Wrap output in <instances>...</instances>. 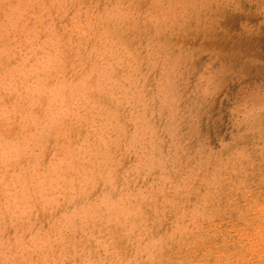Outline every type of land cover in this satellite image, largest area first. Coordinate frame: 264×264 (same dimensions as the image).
<instances>
[{"label":"rangeland","instance_id":"rangeland-1","mask_svg":"<svg viewBox=\"0 0 264 264\" xmlns=\"http://www.w3.org/2000/svg\"><path fill=\"white\" fill-rule=\"evenodd\" d=\"M184 3L0 0V264H264V1Z\"/></svg>","mask_w":264,"mask_h":264},{"label":"bare ground","instance_id":"bare-ground-1","mask_svg":"<svg viewBox=\"0 0 264 264\" xmlns=\"http://www.w3.org/2000/svg\"><path fill=\"white\" fill-rule=\"evenodd\" d=\"M165 1V0H164ZM188 1V3H184L185 4V6L188 4V8H189V11H186L187 12V15H181L179 18H178V16H177V14H171V18H167L166 20H163V18L161 19V18H159V20L160 21H156V25H160V24H163L164 25V28H166V29H169V24L170 23H172V24H176V23H180V30H184V31H186V32H188V31H190V29L189 28H191V24H193V23H195V25H196V23H198L197 21H196V16H197V9H198V7H200V4L201 5H205V9L206 8H208V9H211V10H214V13L215 12H220L222 9H223V6H224V0H187ZM191 1V2H190ZM200 1V3H198ZM248 1V0H247ZM264 0H262V2H263ZM174 2V1H173ZM257 2V1H256ZM167 3V2H166ZM171 3V2H170ZM169 3V4H170ZM182 3V2H181ZM235 3L237 4L238 3V0H235ZM241 4H239V6L241 7V13L248 19V20H254V21H256V20H258L257 19V17H256V15H255V13L253 14V12H252V10H251V12L249 13V14H247V11H246V8H245V6L244 5H242V2H240ZM245 3H247V2H245ZM176 4H178V3H176ZM183 4V3H182ZM250 4V3H249ZM253 4V2L251 3V6H253L252 5ZM246 5V4H245ZM264 5V4H263ZM118 6H121V5H118ZM117 6V7H118ZM226 6V5H225ZM224 6V7H225ZM122 7V6H121ZM262 7V6H261ZM260 7V8H261ZM158 8V7H157ZM239 8V7H238ZM245 8V9H244ZM250 8H252V7H250ZM257 8V7H256ZM204 9V10H205ZM237 11H239L238 9H237ZM261 11H262V13H261V19H259L260 21H261V23H264V6H263V8H261ZM200 12V11H199ZM235 12V11H234ZM256 12V11H255ZM123 13H124V11H123ZM223 13V12H222ZM259 13V12H258ZM257 13V14H258ZM200 14V13H199ZM229 14V13H228ZM233 14V13H232ZM205 15V14H204ZM212 15V14H211ZM211 15H209V16H211ZM230 16H228L227 15V13H226V16L227 17H230V19L232 18V16H231V14H229ZM199 16V15H198ZM222 16V15H221ZM220 16V17H221ZM224 16V15H223ZM225 16V17H226ZM207 17V16H206ZM218 17V16H217ZM226 17V18H227ZM124 18H125V15H124ZM124 18H122V19H124ZM198 18V17H197ZM214 18V17H213ZM222 18V17H221ZM106 19H111V20H113V18H112V16H111V12L110 11H107L106 12ZM200 19V18H199ZM223 19H225V18H223ZM116 20H118V17L116 18ZM115 20V21H116ZM232 20V19H231ZM259 21V22H260ZM235 22V21H234ZM208 23V22H207ZM232 23V22H231ZM241 23V22H240ZM200 24V23H199ZM242 24V23H241ZM202 25V24H201ZM208 25V24H207ZM226 25H227V23H226ZM246 25V24H245ZM261 25V24H260ZM238 27V26H237ZM224 28V27H223ZM249 28V27H248ZM171 29V28H170ZM219 29V28H218ZM264 30V29H263ZM156 31V34H157V36L158 37H161V36H163L162 34H163V30L162 29H156L155 30ZM168 31V30H167ZM194 31V30H193ZM225 31H226V28H225ZM230 31V30H229ZM238 31V30H237ZM242 31V30H241ZM244 31V30H243ZM221 32V31H220ZM239 32V31H238ZM255 32V31H254ZM257 32V31H256ZM261 32V31H260ZM105 33H109V31L108 30H105L104 32H103V35L105 34ZM233 33V32H232ZM245 33V32H244ZM250 33V32H249ZM258 33V32H257ZM175 34V33H174ZM179 34V33H178ZM181 34H182V32H181ZM210 34H212V33H210ZM228 34V33H227ZM248 34V33H247ZM264 34V33H263ZM183 35V34H182ZM184 35H185V33H184ZM253 35V34H252ZM169 37H171L172 35L171 34H169L168 35ZM176 36V35H175ZM195 36V35H194ZM254 36V35H253ZM174 37V36H173ZM172 37V38H173ZM201 37V36H200ZM240 37V36H239ZM244 37V36H243ZM254 37H256V36H254ZM103 38H104V40L105 39H107L108 38V35H106V36H103ZM197 38V37H196ZM226 39V38H225ZM229 39V38H228ZM245 39V38H244ZM254 39V38H253ZM193 40V39H192ZM241 40H242V38H241ZM240 40V41H241ZM259 40V39H258ZM176 41V40H175ZM216 41V40H215ZM247 41V40H246ZM171 42V41H170ZM190 42V41H189ZM198 42V41H197ZM206 42V41H205ZM232 42V41H231ZM236 42V41H235ZM174 43V42H173ZM178 43V42H177ZM207 43H209V41L208 42H206L205 44H207ZM213 43V42H212ZM212 43H211V46H212ZM234 43V42H233ZM244 43H245V41H244ZM176 44V43H175ZM183 44V43H182ZM198 44V43H197ZM204 44V45H205ZM215 44V43H214ZM220 44V43H219ZM217 45V44H216ZM258 45V44H257ZM183 46V45H182ZM196 46V45H195ZM224 46V45H223ZM193 47V46H192ZM205 48H206V45L204 46ZM217 47V46H216ZM243 48H244V46H243ZM202 49V48H201ZM227 49H230V48H227ZM184 50V49H183ZM189 50V49H188ZM195 50V49H194ZM221 50V49H220ZM219 50V51H220ZM235 50V49H234ZM246 50H248V49H246ZM222 51V50H221ZM189 52V51H188ZM200 52V51H199ZM198 52V53H199ZM209 52V51H208ZM226 52V51H225ZM229 52V51H228ZM237 52V51H236ZM205 53V52H204ZM233 53V52H232ZM188 54V53H187ZM192 54V53H191ZM230 54V53H229ZM228 54V55H229ZM234 54V53H233ZM182 55V54H181ZM189 55V54H188ZM199 55V54H198ZM197 55V56H198ZM202 55V54H201ZM209 55V54H208ZM225 55V54H224ZM236 55V54H235ZM173 56V55H172ZM226 56V55H225ZM189 57V56H188ZM203 57V56H202ZM202 57H200V58H202ZM219 57V56H218ZM173 58V57H172ZM213 58H215V57H213ZM222 58V57H221ZM187 59V58H186ZM218 59V58H217ZM251 59H252V57H251ZM186 61V60H185ZM233 61V60H232ZM231 61V62H232ZM238 62V61H237ZM103 63H104V59H103ZM263 63V62H262ZM182 64V63H181ZM180 64V65H181ZM186 64V63H185ZM224 64V63H223ZM253 64V63H252ZM221 65V64H220ZM237 65V64H236ZM256 65V64H255ZM258 65V64H257ZM224 66V65H223ZM243 66V65H242ZM247 66V65H246ZM260 66V65H259ZM241 67V66H240ZM255 67V66H254ZM264 67V66H263ZM226 68V67H225ZM232 68V67H231ZM231 68L229 69V70H231ZM237 68H238V65H237ZM248 68V67H247ZM107 69V67L106 66H103V73L105 72V71H107L106 70ZM227 69V68H226ZM236 69V68H235ZM255 69V68H254ZM228 70V71H229ZM240 70L238 69V72H239ZM225 72H227V71H225ZM224 72V73H225ZM235 72V71H234ZM241 72V71H240ZM248 72V71H247ZM253 72V71H252ZM258 73H260V71L258 72ZM172 75V74H171ZM247 75V74H246ZM217 77V76H216ZM215 77V78H216ZM101 77H99V79H100ZM215 78H213V80L215 79ZM230 78V77H229ZM98 79V80H99ZM217 79V78H216ZM215 79V80H216ZM222 79V78H221ZM228 79V78H227ZM236 79V78H235ZM245 80V79H244ZM87 82V81H86ZM215 82V81H214ZM219 83V82H218ZM207 84V83H206ZM213 83H211V85H212ZM84 85H85V83H84V81H82V82H80L79 83V85H78V87L80 88V87H82V88H85L84 87ZM202 85V84H201ZM209 85V84H208ZM211 85H209L208 87H207V91H208V93L210 94V93H212L213 94V92L215 91V89H216V86L214 85V86H211ZM220 85V84H219ZM219 85H218V87H219ZM98 86V85H97ZM203 86V85H202ZM223 87V86H222ZM77 89V88H76ZM86 90L84 91V94L85 95H89V92L87 91L88 90V88H85ZM198 89V88H197ZM206 89V88H205ZM218 90V89H217ZM40 91H41V89H39L38 91H36L37 93H40ZM71 91H72V89H71ZM51 92L54 94V95H59L60 94V90H59V88L57 89V87H54L52 90H51ZM107 92V91H106ZM201 93V92H200ZM199 93V94H200ZM57 95V96H58ZM207 96H208V94H207ZM210 96V95H209ZM264 96V95H263ZM197 97V96H196ZM206 97V96H205ZM199 99V98H198ZM209 100V99H208ZM198 102V101H197ZM253 102V101H252ZM199 103V102H198ZM204 103V102H203ZM208 103H209V101H208ZM200 104V103H199ZM256 106L257 107H264V98H262L261 100H259L258 102H257V104H256ZM253 109V108H252ZM261 110V109H260ZM250 111V110H249ZM253 111V110H252ZM263 111V110H262ZM257 112V111H256ZM259 113V112H258ZM248 115V114H247ZM260 114H258V116H259ZM262 115V114H261ZM264 117V116H263ZM262 117V118H263ZM255 118V117H254ZM252 119V118H251ZM258 119L260 120V116L258 117ZM255 120V119H254ZM251 121V120H250ZM248 125V124H247ZM260 126H261V124H260ZM255 127V126H254ZM258 131V130H257ZM259 132V131H258ZM261 132V131H260ZM15 144V143H14ZM13 144V145H14ZM15 150H10L9 149V151H2V152H0V158L2 159V160H5V159H9L12 155H13V152H14ZM247 157V156H246ZM242 190V189H241ZM243 196V195H242ZM248 196V195H247ZM252 200H253V198H252ZM257 200V199H256ZM264 200V199H263ZM239 202V201H238ZM237 202V203H238ZM255 204V203H254ZM264 204V203H263ZM261 205V206H264V205ZM239 205V204H238ZM246 205V204H245ZM260 206V207H261ZM248 207V206H247ZM259 207V206H258ZM258 207H257V209H258ZM10 208V207H9ZM243 208V207H242ZM262 208V207H261ZM261 208H260V210H261ZM206 209H207V207H206ZM232 209V208H231ZM239 209V208H238ZM237 209V210H238ZM218 210H220V208L218 209ZM225 210V209H224ZM251 210V209H250ZM200 211V210H199ZM217 211V210H216ZM249 211V210H248ZM202 212V211H201ZM225 212V211H224ZM242 212V211H241ZM260 212V214H261V211H259ZM203 213V212H202ZM222 213V212H221ZM218 214H220V211H219V213ZM241 214V213H240ZM264 214V213H263ZM245 215V214H244ZM229 216H231V215H229ZM240 217V216H239ZM239 217H238V219H239ZM257 217V216H256ZM244 219V218H243ZM242 219V220H243ZM264 219V218H263ZM257 220V219H256ZM260 221V220H259ZM136 222V221H135ZM243 222V221H242ZM263 222V221H262ZM247 223V222H246ZM137 225V224H136ZM264 226V225H263ZM262 227V226H261ZM224 228V227H223ZM238 228V227H237ZM209 229V228H208ZM210 230V229H209ZM208 230V231H209ZM235 230V229H234ZM238 231V230H237ZM258 232V231H257ZM246 233V232H245ZM253 233V232H252ZM255 233V232H254ZM199 234V233H198ZM213 234V233H212ZM257 234V233H256ZM190 235V234H189ZM192 235H193V233H192ZM221 235V234H220ZM255 235V234H254ZM259 235V237L261 238V235L260 234H258ZM207 236V235H206ZM215 236V235H214ZM199 237V236H198ZM231 237V236H230ZM245 237V236H244ZM249 237V236H248ZM250 237H251V235H250ZM190 238H192V237H190ZM209 238V237H208ZM207 238V239H208ZM246 238V237H245ZM256 238V237H255ZM200 239V238H199ZM240 239H242V238H240ZM250 239V238H249ZM258 239V238H257ZM251 240V239H250ZM256 240V239H255ZM261 240V239H260ZM181 241V240H180ZM192 241V240H191ZM204 241H206V240H204ZM236 241V240H235ZM249 241V240H248ZM253 241V240H252ZM251 241V242H252ZM264 242V241H263ZM194 243V242H193ZM205 243V242H204ZM237 243H239L238 241H237ZM258 243H262V240H261V242H258L257 241V245H258ZM199 244H201V243H199ZM228 244V243H227ZM230 244V243H229ZM228 244V245H229ZM255 244V245H256ZM264 244V243H263ZM190 245V244H189ZM202 245H203V243H202ZM201 245V246H202ZM234 245V244H233ZM239 245H242V244H239ZM254 245V244H253ZM259 246V245H258ZM193 247V246H192ZM228 247V246H227ZM251 247V246H250ZM249 247V248H250ZM254 247V246H253ZM253 247H251L252 249H253ZM183 248V247H182ZM241 248V247H240ZM242 248H244V247H242ZM259 248V247H258ZM238 249V248H237ZM264 249V248H263ZM240 250V249H239ZM256 250V249H255ZM255 250H252V252L251 253H253V251L255 252ZM233 253V252H232ZM241 254V253H240ZM219 255V254H218ZM235 255V254H234ZM245 255H246V253H245ZM216 256H217V254H216ZM227 256H229V255H227ZM227 256H225V257H227ZM241 256V255H240ZM259 256V255H258ZM234 257V256H233ZM242 257V256H241ZM241 257H239L240 259H242ZM249 257H251V256H249ZM236 258H238V255H237V257ZM243 258H244V255H243ZM179 259V258H178ZM261 259H262V257H261ZM183 260V259H182ZM230 260V259H229ZM233 260V259H232ZM169 261V260H168ZM171 261V260H170ZM215 261V260H214ZM222 261V260H221ZM247 261H248V259H247ZM227 262V261H226ZM238 262V261H237ZM252 262V261H251ZM215 263V262H214ZM236 263V262H235ZM256 263V262H255ZM231 264V263H230Z\"/></svg>","mask_w":264,"mask_h":264}]
</instances>
